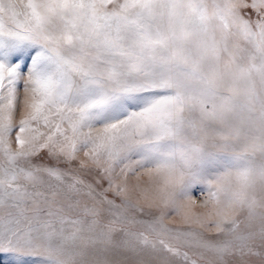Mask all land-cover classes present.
<instances>
[{
  "label": "snow or ice",
  "instance_id": "obj_1",
  "mask_svg": "<svg viewBox=\"0 0 264 264\" xmlns=\"http://www.w3.org/2000/svg\"><path fill=\"white\" fill-rule=\"evenodd\" d=\"M0 264H264V0H0Z\"/></svg>",
  "mask_w": 264,
  "mask_h": 264
},
{
  "label": "rangeland",
  "instance_id": "obj_2",
  "mask_svg": "<svg viewBox=\"0 0 264 264\" xmlns=\"http://www.w3.org/2000/svg\"><path fill=\"white\" fill-rule=\"evenodd\" d=\"M193 195L195 196V197H197L198 199H203L204 197H203V195L197 190V191H195L194 193H193Z\"/></svg>",
  "mask_w": 264,
  "mask_h": 264
}]
</instances>
